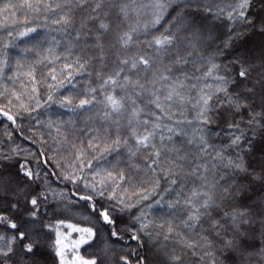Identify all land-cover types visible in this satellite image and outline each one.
I'll list each match as a JSON object with an SVG mask.
<instances>
[{
	"label": "trees",
	"instance_id": "1",
	"mask_svg": "<svg viewBox=\"0 0 264 264\" xmlns=\"http://www.w3.org/2000/svg\"><path fill=\"white\" fill-rule=\"evenodd\" d=\"M29 2L0 0V264H61V225L92 229L74 253L96 264H264V0H251L252 23L228 18L233 0H168L158 24L156 0ZM61 15L68 23L55 22ZM27 28L35 31L21 37ZM126 32L132 39L123 46ZM164 35L172 43L158 50L154 41ZM213 64L224 81L205 77ZM177 78L186 103L167 107L163 96ZM220 85L226 91L217 92ZM201 89L215 93L205 118ZM108 95L122 101L120 112L107 107ZM157 95L163 112L150 102ZM81 100L91 102L80 107ZM148 132V146L138 145ZM229 160L245 171L225 167ZM205 189L214 206L186 226V202ZM113 193L133 206L118 211ZM109 208L112 224L99 215ZM225 210L247 213L254 226L235 232ZM222 236L235 238L238 250Z\"/></svg>",
	"mask_w": 264,
	"mask_h": 264
},
{
	"label": "snow or ice",
	"instance_id": "2",
	"mask_svg": "<svg viewBox=\"0 0 264 264\" xmlns=\"http://www.w3.org/2000/svg\"><path fill=\"white\" fill-rule=\"evenodd\" d=\"M133 3H135V0H133ZM167 3H168V0H156V3H154L152 5L153 8L160 10V13L155 15V19L153 21L154 24H158L160 22V20L162 18V12L166 8ZM250 3H251V0H233V6L230 7V9H228V18L232 21L238 20L240 23H252L250 20H248V18L246 16V12L250 7ZM7 7L8 6L5 5V9H7ZM21 7L32 8V4L29 2V0H24V3L21 5ZM97 7H99V5H97ZM127 7L128 6H125V8L121 9V11L125 13V15H127ZM133 10H135V9H133ZM37 11H39V9H37ZM220 11L223 12L224 9H221ZM61 21H63L64 23H68V20L63 15H61L60 19L55 21V22L60 23ZM261 23H262V30H264V21H262ZM100 28L104 29L106 31L108 29V25L101 23ZM34 31H35L34 28H27L25 31H22L20 33V36L21 37L27 36V35H29V33L34 32ZM131 39H132L131 35L127 32L124 33L123 36L119 37V40L123 46H126ZM154 43H155L158 50L167 48L172 43V36L171 35H164L163 38L155 39ZM183 62L184 61H182V60L176 61V63H178V64L183 63ZM121 63L127 64L128 61L123 60V61H121ZM149 63H150L149 60L144 59L143 57H141L139 59V64L145 65V69H143V70L147 69V66L149 65ZM132 67L137 68V62L136 61H133ZM215 68H216V65L213 64L212 68L209 69V71L207 73H205V77L212 76L214 79L224 81V77L214 76V69ZM118 75H119V73H117V76ZM239 75L241 78L246 77V75H247L246 70L242 69L240 71ZM160 79L163 81H168L169 77L164 75V76H161ZM113 83H115L114 80H113ZM192 87H195V85H193ZM206 87H212V86L207 85ZM185 88H186V85H185L184 81L180 80L179 78H177L171 86H168V91L163 96L164 101L168 102L167 107H171V105L173 103H177V102H179L180 104L186 103L185 93L182 91ZM222 91H226L225 87L223 85L218 86L217 92H222ZM157 92H159V89H157ZM213 95H215V93H206V92H204L203 89H201L200 92L198 93L199 99H197L196 104L200 105V116H201V118H205V113L210 109L211 106L209 104V101L212 99ZM49 99H51V97H49ZM229 100H231V97H229ZM106 101H107V107H109L112 112H120V110L123 107L122 101L120 99H117L116 97H114L112 95L106 96ZM90 102L91 101H88V100H81L79 102V106L83 107L85 104L90 103ZM150 102L154 103L156 105V107L161 110V112H163L165 110V105L161 103L159 95L156 96L155 100L150 101ZM237 107H239V106L237 105ZM3 114L7 115V113H3ZM7 119L13 120V117L11 115H7ZM157 119H160V117L157 116ZM144 123L147 124L148 121H144ZM232 126L233 125H230V127H232ZM154 135H155L154 132H148L146 135L138 136L136 138V143L140 146L147 147L148 142L150 141V138ZM242 136H243V133H240L239 135H234L233 139L231 141L232 145H238L241 141ZM157 155H159V153H157ZM217 155L219 156L220 153H217ZM221 158L223 159V157H221ZM21 167L24 168L23 165ZM225 167H230V168H235V169L240 170V171H245L242 164L237 163L234 160H229L228 163L225 165ZM24 175L28 176L30 179L33 177L32 171L27 170V169H25ZM36 175L38 176V173ZM69 178H70V174L66 175L64 177V179H66V180ZM72 182H73V184H75L76 179H73ZM172 182L175 183V181H172ZM92 190L95 191V188L93 187ZM98 194L103 195V191H101ZM143 198L147 199L148 197H143ZM80 199L92 200L93 198H92V196L89 195V196H80ZM108 199L113 201L114 204L119 205V208L117 210L121 211V212L125 211V209H130L133 206V205L126 204L123 196L117 198L115 193L109 195ZM31 203H32V205L35 206L37 204V199H35V198L32 199ZM186 203L190 207L191 211H190V214L188 216V220L185 221V224H186V226L195 227V225L199 221L201 215L205 214L209 208L214 206L215 194L212 191L207 190V189H205L202 192L201 191H193V193L191 194V196L189 197V199ZM92 207H93V211H96L95 205H93ZM201 208H203L205 210V213H201V211H200ZM33 215H34V213H33ZM99 215H100V217L103 218V221L107 224H112L114 222L113 219L110 217V208L100 210ZM224 217H225V222H228V221L231 222L232 229L235 232L240 231V226L242 224H248V225L254 226V221L249 219L248 214L243 212V211L233 210V211L229 212V211L225 210L224 211ZM3 219L4 218H0V220H3ZM137 219H139V218H137ZM189 222H191V223H189ZM10 226L12 228H16V225L14 223L11 224ZM220 226H221V224L219 221H217L213 225L214 229L217 231L219 230ZM69 227H71V225H69ZM146 227H147L146 224L141 225L142 229H144ZM76 230L87 233L89 238H91L94 235L92 229H90V228H83V229H76ZM170 231H171V229H170ZM59 235L60 234L57 233L58 237H59ZM112 235L113 236L117 235L115 230L113 231ZM260 236H261V245H262L260 252L262 255H264V219H261V221H260ZM4 239H5V237L0 236V240H4ZM20 239H24V233H20ZM133 239H136V237L134 236ZM165 239H169V237L165 236ZM81 242H87V241H84L82 238ZM56 243L57 244L60 243L59 239L56 241ZM221 243L226 248H229L232 250H238L237 241L235 240V238L225 239L222 236L221 237ZM188 246L193 247V245H191V244H189ZM26 248H27V251L32 250V246L30 244L27 245ZM8 251L10 252L11 248H9ZM3 254L7 255L8 253L4 252ZM56 255L61 257V264H64V257H63V255L59 249L57 250ZM173 259L177 260L179 258L174 257ZM73 260L76 262V264H96L95 259L85 260L79 256L73 257ZM125 264H127V261H125Z\"/></svg>",
	"mask_w": 264,
	"mask_h": 264
},
{
	"label": "rangeland",
	"instance_id": "3",
	"mask_svg": "<svg viewBox=\"0 0 264 264\" xmlns=\"http://www.w3.org/2000/svg\"><path fill=\"white\" fill-rule=\"evenodd\" d=\"M57 233H59V237L56 235V241L59 239L60 243H56L57 250L59 249L64 257V264H76L73 260V257L78 256L74 253V249L80 246L82 238L84 241L89 240V236L87 233L82 231H77L76 229H80L74 226L69 227V225H61L58 227ZM61 261V257H60Z\"/></svg>",
	"mask_w": 264,
	"mask_h": 264
}]
</instances>
